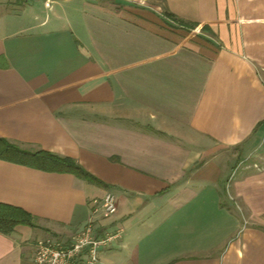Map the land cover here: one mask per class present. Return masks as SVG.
<instances>
[{
  "label": "crops",
  "instance_id": "obj_1",
  "mask_svg": "<svg viewBox=\"0 0 264 264\" xmlns=\"http://www.w3.org/2000/svg\"><path fill=\"white\" fill-rule=\"evenodd\" d=\"M22 1L0 6V139L101 184L0 160V204L36 223L0 234V264L70 241L107 193L122 237L102 264H264V230L224 198L264 138V0Z\"/></svg>",
  "mask_w": 264,
  "mask_h": 264
},
{
  "label": "built area",
  "instance_id": "obj_2",
  "mask_svg": "<svg viewBox=\"0 0 264 264\" xmlns=\"http://www.w3.org/2000/svg\"><path fill=\"white\" fill-rule=\"evenodd\" d=\"M55 0H44L50 9ZM92 217L70 241L53 237L36 240L32 264H102L101 252L122 237V230L104 231L100 224L116 213V197L107 193L101 200H93Z\"/></svg>",
  "mask_w": 264,
  "mask_h": 264
},
{
  "label": "trees",
  "instance_id": "obj_3",
  "mask_svg": "<svg viewBox=\"0 0 264 264\" xmlns=\"http://www.w3.org/2000/svg\"><path fill=\"white\" fill-rule=\"evenodd\" d=\"M166 16L178 23L180 27H186L190 30H193L196 27L195 24L188 25L183 21L178 20L172 14H166ZM203 29H205V27H203ZM0 160L48 173L75 174L88 182L101 184L95 177L85 171L71 158L59 157L47 151L31 152L23 150L3 139H0ZM18 226L35 228V219L32 215L22 209L0 204V234L9 236Z\"/></svg>",
  "mask_w": 264,
  "mask_h": 264
},
{
  "label": "rangeland",
  "instance_id": "obj_4",
  "mask_svg": "<svg viewBox=\"0 0 264 264\" xmlns=\"http://www.w3.org/2000/svg\"><path fill=\"white\" fill-rule=\"evenodd\" d=\"M23 4L25 3L22 0H0V6L4 8V11L20 8ZM176 24L178 25V23ZM260 144L257 152L248 157L238 169L237 174L231 177L228 187L224 191V198L229 210L243 216V219L252 218L253 220L248 221V225L264 230V196L261 199V194L251 188L257 181L264 182V138ZM235 182L245 183L248 188L237 191L233 188ZM246 182L248 183L246 184ZM246 195L249 196L247 201L244 200Z\"/></svg>",
  "mask_w": 264,
  "mask_h": 264
}]
</instances>
